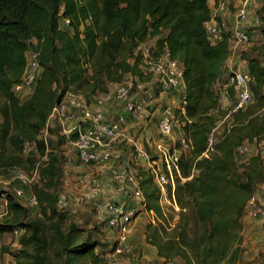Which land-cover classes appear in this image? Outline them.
Listing matches in <instances>:
<instances>
[{"label": "trees", "instance_id": "obj_1", "mask_svg": "<svg viewBox=\"0 0 264 264\" xmlns=\"http://www.w3.org/2000/svg\"><path fill=\"white\" fill-rule=\"evenodd\" d=\"M258 11L260 41L255 56L244 57L255 101L250 104V99L233 113L228 132L214 151L203 155L220 109L213 84L224 75L229 55L227 37L217 44L207 38L208 0H0V168L23 167L16 149L20 153L26 143L34 145L27 160L32 168L38 164L40 182L30 193L36 198L32 209L17 199L16 191L0 187V204L6 201L8 206L0 233L20 231L15 264L101 260L88 233L84 236L72 222L63 225L67 213L58 208L50 190L59 160L48 139L52 127L46 123L69 90L90 96L106 91L109 81L123 80L126 74L143 78L142 57L135 50L152 37H158V49L166 45L170 57L183 67L186 106L184 113L175 110V118L192 148L181 153L175 178L179 221L169 230L161 223H147L146 240L156 248L161 264L174 258L184 264H240L242 217L264 182L261 155L240 164L235 152L243 141L264 134V115L259 114L264 106V0ZM31 47L38 52L40 73L31 96L21 100L13 85L22 77ZM9 141L15 152L5 155L2 150ZM135 174L146 210L162 216L151 170L139 167Z\"/></svg>", "mask_w": 264, "mask_h": 264}, {"label": "built area", "instance_id": "obj_2", "mask_svg": "<svg viewBox=\"0 0 264 264\" xmlns=\"http://www.w3.org/2000/svg\"><path fill=\"white\" fill-rule=\"evenodd\" d=\"M231 0H213L210 19L204 23L207 38L211 44H217L225 37L228 38V32L232 31L235 45L249 43L250 36L242 28V22L251 20L257 28L260 24L259 7L261 2L257 0H232L237 4L234 11L233 28L228 26L226 14L229 13V3ZM256 3L255 10L251 9L253 3ZM61 21L69 23V19L62 17ZM158 37H152L145 42L140 43L135 52L141 51L140 70L143 76H149L150 80H144L141 77H133L134 84L127 83L124 79L120 81H109L107 90L94 95L86 96L83 93L72 90L67 91L62 99L54 105L47 119V126L53 119H56L60 125L61 134L64 138L77 147L78 156L82 163H105L113 159L116 163L120 162L121 154L113 145L119 139L130 141L138 154L148 162L149 169L154 182L159 188L160 204L167 203L179 210V206L174 199L175 178L179 175V160L181 150L192 148L191 139L184 132L180 138L176 139L180 149L167 148L161 142H154L152 137L148 136L146 142L153 144L159 154L160 164L153 165L152 161L143 147L136 140H131L124 133L127 116L137 119L152 118L151 105L155 108L160 106L159 120L157 130L160 134L173 137V128L179 124L175 118V110L181 113L185 112L186 97L185 87L182 79L183 67L181 63L170 57L166 45L161 49L157 48ZM229 40V39H228ZM150 42L153 48H147L146 43ZM230 49V45H229ZM25 68L19 82L13 85L15 94L21 99L26 100L34 91L36 79L40 73L38 61V52L33 47L25 53ZM142 76V77H143ZM144 80V81H143ZM252 75L246 70H233L225 74L224 80L219 87L217 96L219 108H223L222 100L227 99V89L234 92V100L226 115L217 120L207 136V147L203 155H207L215 150V145L228 132L229 123L235 111L243 108L251 99ZM176 96V101H172ZM118 105L123 111H116L113 119L109 120L112 105ZM156 105V106H155ZM156 109V108H155ZM154 109V110H155ZM150 111V113H149ZM158 111V108H157ZM145 122L143 128L147 129L149 121ZM142 128V129H143ZM46 133V131H45ZM44 137L46 135L44 134ZM34 145L25 144L24 151L33 149ZM257 146V153L264 156V140L257 136L251 141L245 140L237 145L235 152L237 158L251 152L252 147ZM115 178L121 184V189H125L128 184L131 187V197L138 200L140 205L144 206L145 211L156 216L153 210H146L144 197L139 186L136 174L127 173L119 167L112 169ZM15 179L22 185H31L39 180L38 164L30 173L16 168ZM38 179L37 181H35ZM171 185V188L168 186ZM264 186V182L261 186ZM18 195L23 196V189H16ZM27 202L30 206L36 204L34 195L27 196ZM257 192L252 194L247 203V209L252 215L257 216L259 223L264 225V207L259 205ZM97 215L105 214L106 223L109 229L115 233L116 247L118 250L130 251L132 244H128V238L132 232L131 223L138 216V209L135 206H127L122 202L111 201L106 204L98 203L95 206ZM8 214L7 202L0 204V219ZM154 221L153 219H151ZM17 232V231H16ZM2 244L0 241V257L2 256ZM110 257V256H109ZM115 258H110V260ZM1 264V263H0ZM8 264V263H6ZM15 264V263H14Z\"/></svg>", "mask_w": 264, "mask_h": 264}, {"label": "rangeland", "instance_id": "obj_3", "mask_svg": "<svg viewBox=\"0 0 264 264\" xmlns=\"http://www.w3.org/2000/svg\"><path fill=\"white\" fill-rule=\"evenodd\" d=\"M261 1L262 0H257L259 3ZM255 4V2L252 4V10L257 8ZM236 7L237 4L231 0L229 3V13L226 14V19L228 26H232V28ZM256 31L258 33V29ZM228 39L230 45L229 53H237L235 54L234 59L238 63H244L242 61L244 57L255 56V48L260 41L258 36L250 38L249 43L235 45L231 30L228 32ZM150 44V42H147L146 47L152 49L153 46ZM138 53L141 54V51H138ZM262 65L264 66V57H262ZM147 78L148 75L143 76L144 80ZM124 80L129 84H134V79L130 74H126ZM148 80H150V77ZM220 82L221 79L217 82L218 84L216 82L214 83V85H216L214 86L216 96H218L219 87L222 85ZM262 94H264V89H262ZM227 95L228 98L223 99L221 102L223 108L218 109L216 112L217 120L227 114L228 109L233 103V90L227 89ZM254 101V96L253 98L251 96L250 104ZM153 105H151V107ZM111 108L112 111L110 110V115L108 116L109 120L113 119L116 111H123L122 107L115 104H113ZM155 108H158V113L157 116L154 115L151 120H149L148 117L143 119L130 117L124 126V133H126L131 140H136L138 144L146 150L153 165L160 164V161L158 160L159 154L153 147L152 143L151 145H148L141 133L143 125H145V122H148V120L150 121L148 127H150V130L152 131L151 137L154 142H161L171 150L173 148H181L175 138L181 127L180 123L173 128L171 133L173 134V138L170 135L160 134L157 130V122L159 120L161 108L160 106H156ZM155 108H152L151 111ZM259 114L264 115V106L260 108ZM229 123L232 124L231 120ZM50 127H52V129L48 130V139L52 142L59 160L56 178L54 179L50 190H52L56 196L58 208L67 213L68 217L63 225L65 226L68 222H72L83 229L84 236L88 233L91 239L97 243L95 251L101 259L97 263H92L88 258H85L80 264H161L162 259L157 256L156 248L146 240V224L149 222L152 224L161 223L166 230H169L179 221V210L167 203H163L160 204L162 216H153L151 213L148 214L145 211L144 206L140 205L138 200L131 197V187L133 184H128L125 189L122 190L121 184L117 181L112 171L115 167H119L127 173H137L139 167L149 168L148 162L138 154V151L134 146L132 147L130 141L121 138L113 145V147H115L121 154L120 162L116 163L113 159H110L105 163H82L78 156L77 147L64 139L61 134L60 125L56 119L51 121ZM45 135L47 136V132ZM261 139L264 140V134L261 136ZM13 148V144L9 141L6 147L2 150V153L5 155L12 154L15 152ZM257 149V146H253L251 152L241 158L240 164H243L249 156L256 155ZM180 150L181 153L188 152L182 149ZM16 153L22 158L23 165V167L19 165L17 167L21 168V170L26 173H30L33 170L32 165L27 160V155L30 153L27 154L24 149L20 153L16 149ZM154 157L156 158L153 159ZM261 158L264 161V156H261ZM240 168L243 169L241 166ZM15 173L16 168L14 169V166L0 168V187H2L5 192L13 193L18 188L23 189L25 194L23 196L17 195V199L23 205L32 209V206L27 202V196L32 192L33 185L40 184V182L36 179L35 181H38L34 184L22 185L23 183L20 184L21 182L15 179ZM256 192L260 199L258 204L264 207V186L259 185ZM111 201L122 202L127 206H131L130 202H133L134 206L138 209V215L141 216L140 220L145 222L143 229L141 226L139 234L135 235V240L132 238V233L130 234L128 238V244H132V250L130 251L117 249L115 244V233L109 229L106 223L105 214L99 216L95 211L96 204L101 203L104 205ZM30 211L29 216L33 210ZM4 219L5 218L3 217L0 221ZM242 231L243 224L240 233L241 239L243 238ZM257 231L258 236H256L257 240L253 244V249H250L248 245L244 246L242 242L243 251L241 252L239 259L240 264H264V225L262 223L259 225ZM18 232L20 233V231ZM18 232L13 230L9 233H0V241L4 247L2 256L0 257L1 264L15 263L14 254L19 248ZM111 257L115 259L110 260ZM167 264H184V261L181 258H174L167 262Z\"/></svg>", "mask_w": 264, "mask_h": 264}, {"label": "crops", "instance_id": "obj_4", "mask_svg": "<svg viewBox=\"0 0 264 264\" xmlns=\"http://www.w3.org/2000/svg\"><path fill=\"white\" fill-rule=\"evenodd\" d=\"M212 1L213 0H208V4H209V6H211L212 5ZM242 28L244 29V30H246L247 31V33L249 34V36H250V38H253V37H258L259 36V39H260V35H259V32L257 33V28L255 27V25L253 24V22L251 21V20H249V21H244V22H242ZM235 54H237V53H229V55H228V57H227V59H226V62H225V65L223 66V69H225V71H224V75H222V78H221V82L220 83H222L223 81H222V79L224 80V76H225V74L226 73H228L229 71H233V70H246L247 69V62H246V59H243L242 61L244 62V63H241V62H237L235 59H234V57H235ZM238 56V55H237ZM220 81V80H219ZM219 81H217V82H219ZM216 82V83H217ZM218 84V83H217ZM214 86H216V85H214L213 84V88H214ZM185 87V86H184ZM172 101H176V96H173V98H172ZM154 106H152L150 109H152ZM149 113H150V111H149ZM153 114H152V117L154 116V115H156L157 116V113H158V111H157V108L155 109V110H153V112H152ZM131 116L129 115V116H127V119H126V122H127V120H128V118H130ZM132 118V117H131ZM158 118V117H157ZM152 119V118H151ZM150 119V120H151ZM144 126V125H143ZM141 133L143 134L142 136L144 137V139L146 140V138L148 137V136H150L151 137V133H152V131L150 130V127H148L147 129H145V128H143L142 130H141ZM158 133V132H157ZM181 135H182V132H181V130L179 129L178 130V133L176 134V139H178V138H180L181 137ZM173 138V137H172ZM153 140V139H152ZM148 143V142H147ZM258 199H259V196H258ZM259 202H260V199H259ZM130 205L131 206H134V204H133V202H130ZM264 205V204H263ZM140 217L141 216H137L133 221H132V225H131V228H132V238H133V240H135V235L136 234H139V231H140V227L142 226V229H143V226H145L144 224H145V222L144 221H142V220H140ZM242 224H243V231H242V233H243V238H242V242H243V245L244 246H249L250 247V249H253V244L256 242V240H257V238H256V236H258L257 235V229H258V227H259V225H260V223H259V219H258V217L257 216H254V215H252L251 214V212L250 211H248V209L246 208V210H245V213H244V215H243V217H242Z\"/></svg>", "mask_w": 264, "mask_h": 264}]
</instances>
